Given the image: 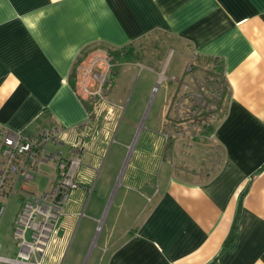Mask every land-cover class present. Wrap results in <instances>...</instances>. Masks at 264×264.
Instances as JSON below:
<instances>
[{
    "label": "crops",
    "instance_id": "1",
    "mask_svg": "<svg viewBox=\"0 0 264 264\" xmlns=\"http://www.w3.org/2000/svg\"><path fill=\"white\" fill-rule=\"evenodd\" d=\"M156 35L172 40L182 73L166 75L169 57L159 71L149 68L159 83L180 80L188 94L195 83L189 67L204 82L206 63L217 64L226 91L221 114L193 144H180L169 124L156 133L163 142L150 147L149 158L122 163L117 147L100 162L112 114L102 117L77 94L75 64L91 47L134 52L138 41ZM0 125L28 135L62 129L46 150L60 155L71 183L50 236L34 246L33 232L18 230L17 217L28 194L55 186L59 164L37 165L34 175L49 174L46 188L33 184L29 192L23 185L32 179L0 195V220L12 198L19 200L0 225V257L27 256L31 264H264V0H0ZM139 131L128 140L130 130L117 128L111 143L127 148L139 140L146 147L149 129Z\"/></svg>",
    "mask_w": 264,
    "mask_h": 264
},
{
    "label": "rangeland",
    "instance_id": "2",
    "mask_svg": "<svg viewBox=\"0 0 264 264\" xmlns=\"http://www.w3.org/2000/svg\"><path fill=\"white\" fill-rule=\"evenodd\" d=\"M171 42L172 40L169 37L163 35H156L138 41L132 48L134 51L133 56L127 62H121L116 59L112 51L101 46H95L85 50L76 62L73 76L78 77L82 82V84L81 82H76V85L79 86V88L76 86V90L85 99L86 105L90 106L92 111L94 106H96V111H99L102 117L106 116L105 113L111 112L112 115L107 122L108 128L111 130V136L117 128L118 133L126 128L130 130L128 140H134L136 135L139 134V130L143 127L149 129L146 147L142 146L139 140L137 146L132 141L129 147L125 148L111 143V136L106 140L103 139L102 144H100L103 149L100 162L109 159L117 147L121 151L118 158L122 163L129 158H144L142 156L145 155L149 158L150 147L162 145L163 142V139L156 133L165 132L166 129L164 128L169 124L173 137H177L180 144L182 142L187 143V141L193 144V140L213 127V124L220 116L221 103L226 91L220 70L216 68L215 62L212 61L211 65L209 62L206 63V66L209 65L210 67H207V76L204 82L199 81L194 76L195 70L189 67L195 83L192 81L188 83V94L184 92L183 83L180 80L172 78V80L177 81L174 82V84L176 83L175 85L169 82L159 83L157 81V73L151 69L155 67L154 69L159 71L162 64L169 57L172 58V65L166 75H178L181 77L182 73H179L176 69L179 57L172 54L174 44ZM127 50L129 49L127 48ZM125 51H118L119 56L125 54ZM175 51L177 53V50ZM179 65L178 69L183 68L181 63ZM84 82L89 90H83ZM94 88L97 89L96 92H92ZM170 89L173 91L171 101L169 96ZM190 95H192V100L189 99ZM184 96L187 98H184ZM133 111L138 113L133 115ZM164 112L167 115V124L166 122L163 123ZM166 137H169V135H166ZM209 144L211 143L208 140L207 144H204V148L206 154L210 153L211 156L213 151L210 150ZM185 146L187 147L184 149L189 151L188 144H185ZM39 169L46 173L51 172L50 168H44L43 166L39 167ZM47 176L49 174L43 175L39 173L34 175L33 182L23 186L31 187V189H28L29 192L35 191L32 188L33 184L38 186L39 189H44L47 184ZM51 189L52 187L49 185L46 192ZM0 202L6 203V200L0 198ZM18 202L17 198H12L10 204L6 205L0 225L2 220L8 215L10 219L14 216ZM46 226L50 228L49 225ZM51 231L52 229L43 232L46 235V239L50 236Z\"/></svg>",
    "mask_w": 264,
    "mask_h": 264
},
{
    "label": "built area",
    "instance_id": "3",
    "mask_svg": "<svg viewBox=\"0 0 264 264\" xmlns=\"http://www.w3.org/2000/svg\"><path fill=\"white\" fill-rule=\"evenodd\" d=\"M75 80L81 82L78 77ZM83 90H89L86 83ZM61 131L59 127L52 126L41 128L34 135H28L22 131H5L0 125V195H13L18 191L17 185L31 181L39 163L56 161L59 164L60 177L56 186L41 196L28 194V200L23 204L17 217L18 230L33 232L31 236L33 241L30 244L33 246L42 243L46 238L43 232L52 229V226L56 224L58 218L56 214L65 199L67 189L71 187V183H66V164L61 160L60 155L46 150L48 144L57 142ZM2 211L3 206L0 207V214ZM21 238L23 239V235ZM0 262L31 264L27 256H22L19 260L0 257ZM34 264H40V262L34 261Z\"/></svg>",
    "mask_w": 264,
    "mask_h": 264
},
{
    "label": "trees",
    "instance_id": "4",
    "mask_svg": "<svg viewBox=\"0 0 264 264\" xmlns=\"http://www.w3.org/2000/svg\"><path fill=\"white\" fill-rule=\"evenodd\" d=\"M121 51H123V50H121ZM112 52H113V55L116 57V59H119L121 62H125V61L127 62V61L130 60V57L133 56V52H131L130 50L129 51H125V54H123L122 56H119V52L117 50L116 51H112ZM75 90H76V86H75ZM95 91H97L96 88H94L92 92H95ZM76 92L79 95L77 90H76Z\"/></svg>",
    "mask_w": 264,
    "mask_h": 264
}]
</instances>
